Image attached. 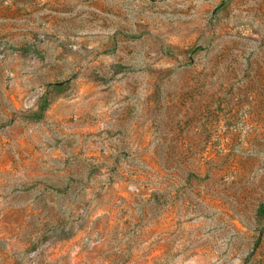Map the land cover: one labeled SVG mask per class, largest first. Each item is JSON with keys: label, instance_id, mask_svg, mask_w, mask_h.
I'll list each match as a JSON object with an SVG mask.
<instances>
[{"label": "rangeland", "instance_id": "rangeland-1", "mask_svg": "<svg viewBox=\"0 0 264 264\" xmlns=\"http://www.w3.org/2000/svg\"><path fill=\"white\" fill-rule=\"evenodd\" d=\"M0 264H264V0H0Z\"/></svg>", "mask_w": 264, "mask_h": 264}]
</instances>
